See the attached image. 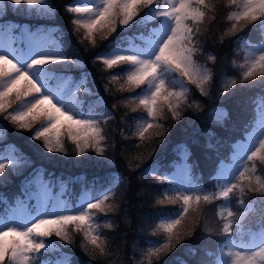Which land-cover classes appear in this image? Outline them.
Here are the masks:
<instances>
[{
  "label": "snow or ice",
  "instance_id": "1",
  "mask_svg": "<svg viewBox=\"0 0 264 264\" xmlns=\"http://www.w3.org/2000/svg\"><path fill=\"white\" fill-rule=\"evenodd\" d=\"M9 4L14 13L52 16L54 12L49 0H9ZM226 5L228 9H236L225 12L227 21L231 22L226 36L241 40L240 34L245 28L251 31L258 26L264 27V0H226ZM215 10V4L209 0H74L66 7V12L75 16L71 20L74 32L82 34L94 48L108 41L118 29H128L142 20H155L159 24L151 36L142 38V46L129 42L127 47L117 46L94 58L105 69H121L127 85L125 88V84H121V91L135 93L136 89L141 90L132 99L138 101L137 107L142 106L146 116L151 118L139 130L141 140L150 129L163 128L152 121L163 118L165 111L172 119H181L180 109L186 101L189 85H195L203 95H208L204 86L212 80L211 70L194 60L197 52L194 42L200 36V25ZM3 11V0H0V17ZM0 29L9 34L19 31L29 45L28 55L23 57L18 54L20 49L15 47L16 43L23 42L20 37H13L7 44L0 42V118L10 122L17 132H31V141L41 142L47 153L66 155L67 137L76 156L93 152L99 158L110 160L105 156V137L97 117L79 110L76 92L68 90L67 86L57 89L49 86V81L54 79L50 66L76 64L52 40L53 30L40 28L33 32L27 25L13 23L0 24ZM210 59L216 57L210 56ZM243 59L244 63L239 66L240 83L249 87L264 85V44L258 47L246 45ZM111 79L117 81L120 76L113 75ZM231 83L236 85L238 81L233 79ZM76 91L84 93L86 90L77 85ZM253 106L256 128L248 137L244 154H238L236 158L242 163L238 162L230 172L214 177L218 191L198 194L200 185L192 178L190 166L183 164V181L170 189L173 195L166 197L171 204L182 202V207L175 212V218L159 225L166 233V242L149 248L148 257L159 259L172 250L174 243L187 238L197 222L196 217L191 221L187 219L194 206L198 208L202 201L207 203L216 199L230 203L239 193L240 198L236 201L239 214L223 206L218 213L222 221L219 236L223 243L216 264H264V178L255 175L257 162L264 171V95L253 99ZM220 115H226V112L222 111ZM154 134L162 136L161 131ZM0 160L7 161L0 162V176L10 166L15 171L22 162L31 163L22 153L15 158L0 155ZM53 175L49 173V177ZM57 180L63 193L67 185L63 179ZM68 180L77 182L80 177H69ZM34 185L37 187L32 193L29 189ZM22 187L28 199L34 196L35 208L30 209L27 200L17 196L14 205L9 204L0 212V264H45L50 246L46 241L55 236L63 245H72L70 227L82 233L85 247L91 246L99 254H105L100 225L94 223L97 218L94 213H105L112 208L105 203L109 199L107 195L89 202L85 192L75 208L59 197L53 200L51 180L44 178L42 169L34 170L33 175L25 178ZM245 194L249 200L257 202L255 208L246 203ZM4 203H7L6 198ZM159 204L164 205L165 200H160ZM249 216L256 217L258 229L255 231L242 227ZM234 225L241 227L238 230Z\"/></svg>",
  "mask_w": 264,
  "mask_h": 264
},
{
  "label": "trees",
  "instance_id": "2",
  "mask_svg": "<svg viewBox=\"0 0 264 264\" xmlns=\"http://www.w3.org/2000/svg\"><path fill=\"white\" fill-rule=\"evenodd\" d=\"M4 2L5 9H10L14 13L9 0ZM68 4L67 0H53L54 17L62 26H66L70 40L78 43L80 52L84 55L85 61L91 67L98 82L100 84L103 80L106 82L107 90L104 89L102 84L101 88L114 109V116L103 123L102 133L105 136L106 154L114 160L113 163L97 157L93 152H86L79 157L76 156L72 152V145L67 137H65V146L68 150L66 155L47 153L42 148L41 142L31 141V132H17L10 122L2 121L5 128L4 134L13 136L10 138L19 145L18 151H22L26 157L39 161L30 165H22L19 167L20 170L33 172L36 164L37 169H42L45 176L47 173H53L54 175L51 178H55V175L58 177V172L64 169L69 172L70 177L92 180L93 175L86 170L87 166L107 163V166L114 168L117 162L122 167V170L109 172L108 176L109 179L113 177L117 181H121L117 194L106 202V205L110 204L112 208L105 213H98V218L101 220L100 235L104 240L105 254H99L91 246L85 247L86 241L82 239V233H77L74 227H70L69 231L73 237V244L70 246L74 249L68 248V253H65L75 258L67 261V264H157L170 253L174 255V259L177 261L182 258L189 261L202 258L207 253V249L214 245V242L221 240L219 233L222 226L215 216H212L209 221L212 228L201 219H197L187 238H182V241L178 244L174 243L172 250L166 252L161 258L147 256L149 248L145 247L146 241L153 238H164L166 233L155 224V214L163 212L155 211L158 205L159 208L161 207L159 203L154 201L155 177L152 174L140 173L138 167L150 157L154 147L161 143V140L172 135H189L195 141L192 143L194 151L203 154L206 139L212 138V133L209 134L210 131L207 129L208 124L202 121L203 105L215 96L222 95L220 96L222 99H233L240 93L238 91L227 93L228 90L244 85L241 83L233 85L230 79L234 74L235 54L233 48L234 38L225 35L231 23L227 21L225 15V12L228 11L227 5L219 6L213 12L216 20L209 24L208 33L203 43V54L209 59L212 69V80L205 84V91L208 92V95L205 96L201 92L192 93V97L182 106L180 120L172 119L170 114L165 115L162 118L163 128L154 127V129H150L145 133V138L141 140L138 133L132 132L131 113L138 109L137 104L130 102L124 93L125 91L120 90V85L125 82L124 73L121 72V69L118 73L111 72L108 69L107 72H104L105 68L101 63L85 54L82 34L75 33L74 26L71 24V20L75 17L72 18V14L66 12V7L70 6ZM44 20L50 21V18H44ZM210 56H215L216 59L212 60ZM113 75L120 76V79L113 81L111 79ZM125 88H127V85ZM195 101L201 103L192 106L196 103ZM154 125L157 124L154 123ZM196 125H199L204 132H200L199 136H194ZM125 131L127 133H124ZM155 131H161L162 136H155ZM200 147L203 149L200 151L196 149ZM17 170V167L15 171L11 166L6 168L3 176H0V181H9L18 176L21 178ZM74 183L77 187H80L79 184L81 183ZM0 191L4 193L12 192L13 187L2 185ZM161 198L159 196L158 200L160 201ZM166 203L168 202L166 201ZM109 224L112 226L108 227ZM163 242H166V239ZM213 258L216 259V250L213 252Z\"/></svg>",
  "mask_w": 264,
  "mask_h": 264
},
{
  "label": "rangeland",
  "instance_id": "3",
  "mask_svg": "<svg viewBox=\"0 0 264 264\" xmlns=\"http://www.w3.org/2000/svg\"><path fill=\"white\" fill-rule=\"evenodd\" d=\"M222 2L224 0H221ZM28 50H29V45L27 44L26 46L22 47L20 49V51L22 52V55L23 57H27L28 55ZM50 87L54 88L52 85H49ZM1 155V154H0ZM3 156L5 157H13V152H9L7 151L6 153L2 154ZM174 180L176 182V184H179L183 181V176L181 175V173H176L174 175ZM36 187L35 186L33 189H32V192H35L36 191ZM55 190L53 188V186L51 185V188H50V191H51V195H55L54 193H52V191ZM59 194L61 195V193L59 192ZM56 197V196H55ZM81 199V198H80ZM88 201H89V198H87ZM80 201V200H79ZM68 205H70L71 207L75 208L78 206L79 202L77 204H74L71 200H66L65 201ZM32 204L36 203L35 199L33 198V201L31 202ZM202 209V207H194L193 209H190V214L189 216L187 217V219L189 221H191L193 219V217H196V219H201V214H200V210ZM33 215H35V212L33 211L32 213ZM202 220V219H201ZM180 228V226H178V229Z\"/></svg>",
  "mask_w": 264,
  "mask_h": 264
}]
</instances>
